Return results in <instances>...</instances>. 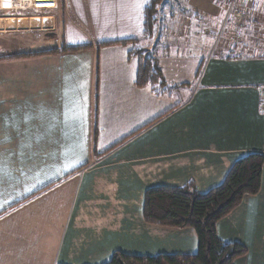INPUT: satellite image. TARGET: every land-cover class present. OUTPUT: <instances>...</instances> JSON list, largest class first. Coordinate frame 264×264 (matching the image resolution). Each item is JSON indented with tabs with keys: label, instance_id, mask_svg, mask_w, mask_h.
Segmentation results:
<instances>
[{
	"label": "crops",
	"instance_id": "crops-1",
	"mask_svg": "<svg viewBox=\"0 0 264 264\" xmlns=\"http://www.w3.org/2000/svg\"><path fill=\"white\" fill-rule=\"evenodd\" d=\"M148 1L0 0V264L194 254L192 228L144 221V192L204 194L264 156V0H186L172 53L156 29L148 47ZM122 40L150 49L171 92L135 85ZM215 231L245 248L232 264H264V163L258 193Z\"/></svg>",
	"mask_w": 264,
	"mask_h": 264
},
{
	"label": "trees",
	"instance_id": "trees-1",
	"mask_svg": "<svg viewBox=\"0 0 264 264\" xmlns=\"http://www.w3.org/2000/svg\"><path fill=\"white\" fill-rule=\"evenodd\" d=\"M166 1L149 0L145 5L143 10L145 38L151 39L155 36V28L160 22V12L170 6ZM135 43L136 40L115 42L134 46ZM134 46L129 51V56L138 59L135 85L149 86L159 95L171 92L174 87L165 81L157 59ZM80 49L83 48H62L48 53ZM27 56L31 55L16 57ZM263 163L264 156L261 154L243 156L234 162L219 186L204 194L198 193L191 182L182 187L148 188L144 192L142 211L144 221L163 227L192 228L197 238L196 253L136 256L114 252L110 260L104 264H232L236 258L243 256L246 250L239 244L221 241L216 235L215 226L221 218L241 203L244 196L258 193Z\"/></svg>",
	"mask_w": 264,
	"mask_h": 264
},
{
	"label": "rangeland",
	"instance_id": "rangeland-1",
	"mask_svg": "<svg viewBox=\"0 0 264 264\" xmlns=\"http://www.w3.org/2000/svg\"><path fill=\"white\" fill-rule=\"evenodd\" d=\"M166 2L170 6L167 7L166 9H163L160 12V16H159L160 22L155 29L159 32V46L160 47L164 46L167 49L166 51L172 53L178 51V48H174V47L177 46L179 42H182V38L184 35V32H182L181 29V27L184 26L182 23L183 14L181 13L180 9L182 10L183 8H185L186 9L185 12H187L188 9L185 3L186 0H167ZM202 31H203L202 29L200 31L196 29V34L201 32L199 33V38H200L199 40H201L202 37L212 36L210 31L206 33ZM202 33L203 34L205 33V36L202 35ZM154 38L155 36L153 37V41L150 43L148 47L153 48L152 46H155ZM137 48L143 50L147 55L154 56L149 48H148L149 50L139 47Z\"/></svg>",
	"mask_w": 264,
	"mask_h": 264
},
{
	"label": "built area",
	"instance_id": "built-area-1",
	"mask_svg": "<svg viewBox=\"0 0 264 264\" xmlns=\"http://www.w3.org/2000/svg\"><path fill=\"white\" fill-rule=\"evenodd\" d=\"M234 2H235V0H232V1H231L230 6H229L228 9H227L228 11H230V10L232 9ZM234 16H235L236 18H242V14L237 13V12L234 14ZM261 97H262V99H261L260 103H261V106L264 107V89L262 90V95H261Z\"/></svg>",
	"mask_w": 264,
	"mask_h": 264
}]
</instances>
